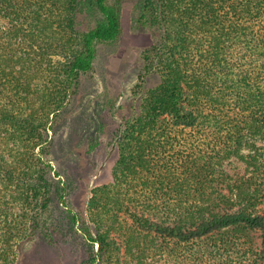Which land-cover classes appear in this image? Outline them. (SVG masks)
<instances>
[{"label": "trees", "instance_id": "16d2710c", "mask_svg": "<svg viewBox=\"0 0 264 264\" xmlns=\"http://www.w3.org/2000/svg\"><path fill=\"white\" fill-rule=\"evenodd\" d=\"M138 1L159 83L124 122L90 222L71 216L82 264H264V0ZM120 3L0 0V264L48 207V130L120 35Z\"/></svg>", "mask_w": 264, "mask_h": 264}, {"label": "rangeland", "instance_id": "374dc122", "mask_svg": "<svg viewBox=\"0 0 264 264\" xmlns=\"http://www.w3.org/2000/svg\"><path fill=\"white\" fill-rule=\"evenodd\" d=\"M138 5L121 0L120 35L96 45L92 69L53 119L46 144L49 204L33 234L13 240L14 264H82L88 243L71 216L90 222L88 201L96 187L113 181L124 122L140 112L146 92L159 83L144 60L158 33L138 20Z\"/></svg>", "mask_w": 264, "mask_h": 264}]
</instances>
